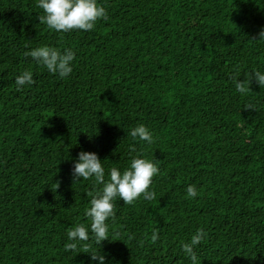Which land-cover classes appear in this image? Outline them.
Wrapping results in <instances>:
<instances>
[{
  "label": "trees",
  "instance_id": "trees-1",
  "mask_svg": "<svg viewBox=\"0 0 264 264\" xmlns=\"http://www.w3.org/2000/svg\"><path fill=\"white\" fill-rule=\"evenodd\" d=\"M98 3L93 30L57 32L37 0H0V264H93L85 246L106 264H191L200 228L199 264H264V87L234 84L264 71V0ZM40 46L74 51L72 74L25 55ZM25 70L35 83L18 90ZM141 124L154 143L130 135ZM82 150L106 179L138 154L160 171L153 200L114 202L108 240L66 251L100 188L72 176Z\"/></svg>",
  "mask_w": 264,
  "mask_h": 264
},
{
  "label": "clouds",
  "instance_id": "clouds-1",
  "mask_svg": "<svg viewBox=\"0 0 264 264\" xmlns=\"http://www.w3.org/2000/svg\"><path fill=\"white\" fill-rule=\"evenodd\" d=\"M37 6L43 10L44 15L39 16L41 24H46L48 28L57 32H70L73 30L91 31L98 21L107 19L106 9L98 3V0H37ZM264 40V29L259 32V41ZM30 56L36 64L45 68L52 75L66 79L73 72V62L76 54L71 49L63 51L49 46H40L25 53ZM253 80L264 87V71L256 70L248 75L244 80L234 81L236 90L245 94ZM33 73L25 70L17 76L16 85L18 90L25 86L34 84ZM133 138L154 143V138L150 130L145 125H138L130 132ZM71 159V158H70ZM157 164L146 157L138 154L130 163V166L123 171L117 167H112L107 173L104 163L99 154L90 151H81L78 158L74 160L72 176L75 181L90 180L94 178V183L99 185L98 191L89 192L91 197L90 206L86 209L85 215L90 218V226L80 224L68 231V240L71 243L66 245V251H74L82 242L94 239L96 244L101 245L103 241L109 239V225L107 221L115 218V201L119 199L126 205L133 204L141 196L143 199L151 201L156 193L150 190L153 177L159 174ZM187 196L195 199L199 193L195 185H189L186 189ZM91 232V237H90ZM207 232L200 228L191 237L190 242L182 245V251L191 264H199L197 248L207 238ZM159 233L153 232L151 240L156 243ZM85 253H91L93 264H106V256L97 252H88L85 246Z\"/></svg>",
  "mask_w": 264,
  "mask_h": 264
}]
</instances>
